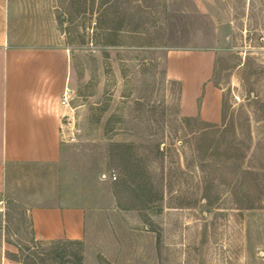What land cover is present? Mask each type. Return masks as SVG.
I'll list each match as a JSON object with an SVG mask.
<instances>
[{
    "label": "rangeland",
    "instance_id": "rangeland-1",
    "mask_svg": "<svg viewBox=\"0 0 264 264\" xmlns=\"http://www.w3.org/2000/svg\"><path fill=\"white\" fill-rule=\"evenodd\" d=\"M9 21L15 44L68 51L70 99L60 160L1 188L8 259L264 264V0H11ZM204 53L217 123L184 115L170 73ZM58 204L88 211L84 241L34 243L30 209Z\"/></svg>",
    "mask_w": 264,
    "mask_h": 264
},
{
    "label": "crops",
    "instance_id": "crops-1",
    "mask_svg": "<svg viewBox=\"0 0 264 264\" xmlns=\"http://www.w3.org/2000/svg\"><path fill=\"white\" fill-rule=\"evenodd\" d=\"M10 11L11 0H0V191L13 166L60 160V101L69 83L68 51L15 44ZM204 55L183 56L178 64L171 59L170 73L183 81L184 115L217 123L222 95L210 82L213 60ZM29 218L33 240L41 242L84 241L89 223L88 211L78 205H38L30 209ZM17 252V246L2 239L0 264H21L6 257Z\"/></svg>",
    "mask_w": 264,
    "mask_h": 264
},
{
    "label": "built area",
    "instance_id": "built-area-1",
    "mask_svg": "<svg viewBox=\"0 0 264 264\" xmlns=\"http://www.w3.org/2000/svg\"><path fill=\"white\" fill-rule=\"evenodd\" d=\"M69 99H70V90L69 89H66L62 95V99L60 101V105L62 108H66L69 106ZM111 179L113 181L116 180V175L113 174ZM5 209V202L4 200L0 199V212H3Z\"/></svg>",
    "mask_w": 264,
    "mask_h": 264
},
{
    "label": "trees",
    "instance_id": "trees-1",
    "mask_svg": "<svg viewBox=\"0 0 264 264\" xmlns=\"http://www.w3.org/2000/svg\"><path fill=\"white\" fill-rule=\"evenodd\" d=\"M212 127H216L215 125H213ZM34 241V243H36V244H43V243H48V244H54V243H57V242H41V241H36V240H33Z\"/></svg>",
    "mask_w": 264,
    "mask_h": 264
}]
</instances>
